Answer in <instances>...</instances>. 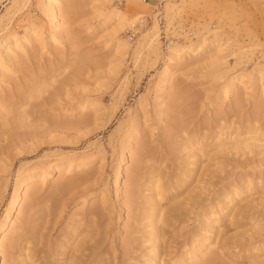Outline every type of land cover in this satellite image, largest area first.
Returning <instances> with one entry per match:
<instances>
[{"label": "rangeland", "instance_id": "rangeland-1", "mask_svg": "<svg viewBox=\"0 0 264 264\" xmlns=\"http://www.w3.org/2000/svg\"><path fill=\"white\" fill-rule=\"evenodd\" d=\"M42 1L0 0V42L22 39L29 29L42 41L14 64L0 57V229L7 224L18 178L39 179L49 163L62 175L54 171L43 188L31 192L32 202L25 200L17 210L20 222L28 214L41 219L30 245L36 264H64L67 258L73 264H146L151 244L143 241L150 211L146 196L153 172L171 191L179 188L160 202L168 226L166 245L161 241L158 252L171 249L164 264L234 192L251 187L233 212L264 197V0H166L160 9L144 0H113L115 11L132 23L122 27L116 20L105 29L111 6L63 0L54 43ZM222 1L233 2L234 11L214 13ZM155 32L158 39L150 46L146 40ZM200 38L225 41L223 57L214 62L203 52L172 69L173 89L160 84L169 47ZM118 39L128 44L126 50L117 47ZM86 104L99 113L80 112ZM80 119L83 125H77ZM135 129L140 139H134ZM226 137L256 147L214 155ZM128 139L139 146L132 148ZM196 143L205 146L194 164ZM121 158L125 168L115 182ZM84 162L94 167L76 166ZM86 176L87 183L50 194L53 182ZM105 188L109 201L99 204L96 217L86 216L90 197ZM83 199L80 215L86 218L77 225L80 216L71 213ZM254 204L249 217L242 211L220 228L226 235L210 248L217 249L215 264H252L249 245L264 249V203ZM78 234L77 246L63 250ZM23 258L17 249L4 250L0 264H23Z\"/></svg>", "mask_w": 264, "mask_h": 264}, {"label": "bare ground", "instance_id": "bare-ground-1", "mask_svg": "<svg viewBox=\"0 0 264 264\" xmlns=\"http://www.w3.org/2000/svg\"><path fill=\"white\" fill-rule=\"evenodd\" d=\"M63 0H43L40 2V7L42 6V9L45 13L48 14L49 20L52 24V38L49 42L54 43L55 40H57V34H60V24L59 22V16H58V8L60 3ZM100 1V5L102 7H112V10L109 14V17L102 23V28H107L112 21H119V24L122 23V25L119 26H125L126 24H130L132 22H128L125 15L120 11H115L113 8V0H98ZM120 1V0H119ZM128 1L129 0H124ZM131 2L134 0H130ZM121 2V1H120ZM217 6L219 9L217 11L220 15H225L227 12L234 11L235 5L233 2H227L222 1L219 5H214V7ZM167 8H170V5H166ZM213 7V6H212ZM213 7V9H214ZM215 9H217L215 7ZM42 11V12H43ZM121 22V23H120ZM126 23V24H125ZM156 27V25H155ZM36 31L33 29H29L26 31L22 39H16L13 36L7 37L4 39V41L0 42V57H2L6 63L14 64L15 60L18 57H21L22 55L26 54L28 51H30L34 45V43L40 41L39 37L41 35H38ZM153 36V37H152ZM147 37V36H146ZM158 34L155 32L154 35H151V40L147 41L150 46L157 41ZM202 37V36H201ZM205 37V36H203ZM144 39L145 36L143 37ZM143 39V40H144ZM150 39V38H149ZM148 39V40H149ZM141 41V40H140ZM42 41H40L41 43ZM225 41L219 40H208L207 38H200L198 42H195L190 45H184V46H172L169 47L170 50L167 52V63L163 67V70L160 74V84L167 85L169 89H173L174 85L172 84V69L175 67H180L181 64L188 63L191 60L198 57V55H201L203 52L210 53L212 57H214L213 61L218 62L220 55L224 49ZM115 44L117 47L126 50L128 48V44L125 42H122L120 39L115 41ZM3 45V47H2ZM157 45V44H154ZM157 46H155L156 48ZM157 49V48H156ZM239 59H242L245 55L244 53H240ZM219 56V57H218ZM221 57H223L221 55ZM223 60L219 64L222 63ZM1 75V72H0ZM232 86V85H230ZM229 88V87H228ZM97 106L93 109V107H90L89 105H81L79 107V111L83 114H86L88 112H94L99 113V108L96 109ZM67 116V114H65ZM77 125H83L84 119H80L76 122ZM133 137L134 139L139 138V130L135 129L133 131ZM264 137V135H263ZM140 139V138H139ZM264 140V139H263ZM138 141V140H137ZM137 141L133 142L132 140H125V142H128L129 145H132L131 147L137 148L139 146V143H136ZM136 143V144H135ZM192 142L188 141L186 145H190ZM205 145L202 143H196L192 144V155L191 157L194 159V164L197 163V161L200 159V151ZM256 147V144H252V141L250 143L243 141H234L233 139H230L229 137L224 138V141L217 144L214 149V155L221 152L226 151H237V152H245L249 149H253ZM131 151V150H130ZM130 159L132 160L134 157V153H130ZM214 159V158H213ZM72 166V165H70ZM76 166L81 167L82 170H89L93 168L94 166L91 165V162H84V163H78ZM125 168V159L121 158L119 160V163L116 166L115 169V182H118L121 175L123 174V169ZM46 171L40 170V172H45L44 174H41L39 176V179L33 178L34 174H29L28 178H18L16 183V189L14 197L12 198L9 206H8V215L6 217L7 224H4L1 226L0 229V253H2L4 250H12L17 249L20 252V255L22 254L24 258L22 259V263L24 264H36V260L34 258V254L31 252L30 245L34 244L39 224L41 222L40 218H33L30 214H28L23 222H20L18 219V213L17 210L20 208L21 204L26 200L29 203L32 202L30 199L33 195L34 191H38L41 188H43L45 180L51 179L53 177V173L55 171V174L57 176H61L60 169H57L56 166L51 165V163L48 164V167ZM196 170H192L188 176H191L194 174ZM149 175V188L148 192L150 193L146 196V202L149 204V213L146 216L147 219V228L148 232L146 233L144 237V242L151 243L149 246V256L147 259L146 264H164L163 256L167 255L171 252L170 247L164 246L162 252H158V249L161 248L160 242L163 241L164 245H166V241H164V234H163V228L165 226H168L167 222V216L166 213L163 212V206L160 204V202L166 197L169 196L170 193H172V196H175L178 194L179 188L176 190H170L168 186L164 185L161 182V179L159 177H156L153 173H150ZM41 177V178H40ZM60 177V178H61ZM91 177H80L76 180H69L66 181L61 178L60 180H57L53 182L52 187L54 188L50 194L57 195L58 193H65L69 192L72 188L83 185L87 183ZM187 182V179L184 180L183 186ZM263 186V185H262ZM182 187V186H181ZM264 188V187H263ZM251 190V187H247L243 193H248V191ZM242 192H234V194L227 198L224 205L221 206V208L216 212L207 215L206 220L203 222V225L199 228H196L194 231L191 232L188 243L185 245L184 248H182L179 252H176L172 256L169 257V264H215L213 262L212 256L216 253L217 249H210L213 244L218 245L222 243V240L224 239V236L226 233L224 231H221L220 228L223 224H225L227 221L228 223H232L236 218L238 214H240L242 211L245 212V217H249V211L256 206L254 203H264V197H260L258 199H251L250 201H247L243 206L236 209L233 212V209L235 208L234 205L239 200L243 199ZM177 197V196H176ZM91 199V206L87 211L86 216L90 218H94L99 213V204H106L109 200L107 195V189H103V191L100 192V194H96L90 197ZM176 200V198H174ZM86 199H83L81 202H79L75 208L73 209L71 216L73 217H79L77 220V225L81 224V220L86 218L82 217L84 211L83 207L86 204ZM178 204V202H177ZM250 208V209H247ZM233 212V213H232ZM246 213H248L246 215ZM232 214V216H231ZM228 215V216H226ZM10 216V217H9ZM231 216V218H229ZM9 217V218H8ZM161 222V224H158ZM27 233V235H25ZM79 234L75 236L71 242H65L63 245V250H66L68 248H72L77 246L76 241ZM185 244V243H184ZM191 245V246H190ZM249 245V244H248ZM250 249L248 250L246 256L250 258L252 261V264H264V249L260 246V244L252 245L250 244ZM253 248V249H252ZM24 251V252H23ZM261 253V254H259ZM73 259H66L64 264H73Z\"/></svg>", "mask_w": 264, "mask_h": 264}, {"label": "built area", "instance_id": "built-area-1", "mask_svg": "<svg viewBox=\"0 0 264 264\" xmlns=\"http://www.w3.org/2000/svg\"><path fill=\"white\" fill-rule=\"evenodd\" d=\"M144 1H146L147 3L154 2L155 6L160 9L161 7H163L166 0H144Z\"/></svg>", "mask_w": 264, "mask_h": 264}]
</instances>
